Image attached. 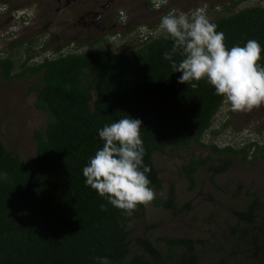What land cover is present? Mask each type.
Returning <instances> with one entry per match:
<instances>
[{
  "label": "trees",
  "instance_id": "1",
  "mask_svg": "<svg viewBox=\"0 0 264 264\" xmlns=\"http://www.w3.org/2000/svg\"><path fill=\"white\" fill-rule=\"evenodd\" d=\"M210 22L224 33L229 49L258 41L264 66V6L245 7ZM158 25H143L147 31L142 37L137 33L139 49L128 54L108 48L68 53L23 64L18 72L11 58L0 59L3 79L37 77L34 106L46 115L44 127L34 131L35 152L27 160L0 138V264H101L98 258L105 257L109 264H200L197 241L188 237H163L165 249L137 238L138 250L132 251L129 225L145 206L128 217L86 186L83 176V168L103 147L99 130L122 118L142 122L143 162L151 169L146 175L152 188L161 186L154 154L192 142L206 147L201 138L223 98L205 80L193 81L195 89L177 82L182 73L173 72L164 58L173 42L157 33ZM180 59L173 55L177 63ZM209 147L218 164L209 162L211 156L197 157L181 168L191 186L202 165L215 175L232 166L230 155L241 154L247 161L245 147ZM256 152L254 157L263 156L264 145ZM174 196L171 185L166 201L155 199V205L174 209ZM259 210L254 198L233 214L253 227Z\"/></svg>",
  "mask_w": 264,
  "mask_h": 264
},
{
  "label": "rangeland",
  "instance_id": "2",
  "mask_svg": "<svg viewBox=\"0 0 264 264\" xmlns=\"http://www.w3.org/2000/svg\"><path fill=\"white\" fill-rule=\"evenodd\" d=\"M152 1L0 0V59L11 58L18 72L23 64L68 53L108 48L128 54L140 47V29L156 26L162 16L177 10L202 13L211 21L245 7L264 6V0H156L163 2L161 7ZM36 84V76L0 77V138L22 160L34 155V131L46 123V115L34 106ZM201 141L206 147L192 142L153 155L161 179L160 188H153L155 199L165 202L173 185L174 209L155 205V199L145 206L129 225L132 251L138 250L137 238L165 249L163 237H188L197 241L200 264H264V155L254 157L257 146L264 145V106L234 113L222 104ZM211 144L245 147L247 161L241 154L230 155L232 166L215 175L202 165L191 186L181 168L197 157L211 156L209 162L218 164ZM254 198L260 210L255 225L247 227L233 212L245 210Z\"/></svg>",
  "mask_w": 264,
  "mask_h": 264
},
{
  "label": "clouds",
  "instance_id": "3",
  "mask_svg": "<svg viewBox=\"0 0 264 264\" xmlns=\"http://www.w3.org/2000/svg\"><path fill=\"white\" fill-rule=\"evenodd\" d=\"M154 2V6H155ZM202 13L175 11L164 15L158 34L173 42L171 52L164 58L171 61L173 72L182 75L178 83L190 84L193 89L205 80L222 97V103L234 113L251 112L264 106V66L262 48L250 39L241 47L225 45L223 32ZM181 59L177 63L173 55ZM141 121L122 118L105 125L98 135L104 142L83 168L86 186L94 189L115 208L131 217L138 206L149 205L156 198L144 165L145 148L141 139ZM104 205L101 208L104 209ZM101 264L108 259L98 258Z\"/></svg>",
  "mask_w": 264,
  "mask_h": 264
},
{
  "label": "built area",
  "instance_id": "4",
  "mask_svg": "<svg viewBox=\"0 0 264 264\" xmlns=\"http://www.w3.org/2000/svg\"><path fill=\"white\" fill-rule=\"evenodd\" d=\"M163 4V2H158V1H156V3H155V7H161V5ZM158 9H160V8H158ZM139 31H141V33H140V36L142 37L143 36V34L147 31L146 29H145V27H143L142 29H140Z\"/></svg>",
  "mask_w": 264,
  "mask_h": 264
},
{
  "label": "flooded vegetation",
  "instance_id": "5",
  "mask_svg": "<svg viewBox=\"0 0 264 264\" xmlns=\"http://www.w3.org/2000/svg\"><path fill=\"white\" fill-rule=\"evenodd\" d=\"M154 2H156V0H153V1H152V5H153V6H154ZM161 6H162V5H161Z\"/></svg>",
  "mask_w": 264,
  "mask_h": 264
}]
</instances>
